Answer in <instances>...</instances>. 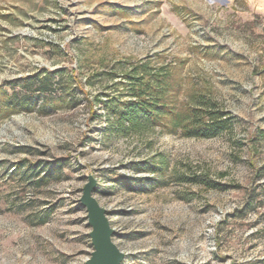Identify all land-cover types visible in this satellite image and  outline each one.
Returning a JSON list of instances; mask_svg holds the SVG:
<instances>
[{"label":"rangeland","instance_id":"rangeland-1","mask_svg":"<svg viewBox=\"0 0 264 264\" xmlns=\"http://www.w3.org/2000/svg\"><path fill=\"white\" fill-rule=\"evenodd\" d=\"M139 62L230 130L124 134L103 102ZM0 90V264H85L89 177L122 264H264V19L247 0H0Z\"/></svg>","mask_w":264,"mask_h":264},{"label":"trees","instance_id":"trees-1","mask_svg":"<svg viewBox=\"0 0 264 264\" xmlns=\"http://www.w3.org/2000/svg\"><path fill=\"white\" fill-rule=\"evenodd\" d=\"M50 76L34 75L22 82H36L39 86L32 92L47 93L51 85ZM125 97L106 96L103 102L109 107L124 134H143L162 127L166 133L180 132L184 137L210 139L230 130L232 126L229 113L218 109L214 104L193 106L186 109L174 107L170 101V74L164 70L152 69L148 64H130L123 75ZM10 87L16 83L8 84ZM2 101L8 105L6 92L0 90ZM29 99H22L20 106L29 112Z\"/></svg>","mask_w":264,"mask_h":264},{"label":"water","instance_id":"water-1","mask_svg":"<svg viewBox=\"0 0 264 264\" xmlns=\"http://www.w3.org/2000/svg\"><path fill=\"white\" fill-rule=\"evenodd\" d=\"M95 181L89 177L82 189L79 203L85 208L90 232L88 237L92 251L85 264H122L124 254L113 243L114 231L108 221L106 210L93 196Z\"/></svg>","mask_w":264,"mask_h":264},{"label":"crops","instance_id":"crops-1","mask_svg":"<svg viewBox=\"0 0 264 264\" xmlns=\"http://www.w3.org/2000/svg\"><path fill=\"white\" fill-rule=\"evenodd\" d=\"M247 2L250 3L255 14L264 19V0H247Z\"/></svg>","mask_w":264,"mask_h":264}]
</instances>
